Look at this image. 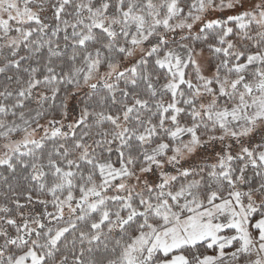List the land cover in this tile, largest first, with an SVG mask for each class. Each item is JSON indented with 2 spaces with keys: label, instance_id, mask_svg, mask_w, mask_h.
Instances as JSON below:
<instances>
[{
  "label": "snow or ice",
  "instance_id": "1",
  "mask_svg": "<svg viewBox=\"0 0 264 264\" xmlns=\"http://www.w3.org/2000/svg\"><path fill=\"white\" fill-rule=\"evenodd\" d=\"M0 264H264V0H0Z\"/></svg>",
  "mask_w": 264,
  "mask_h": 264
}]
</instances>
